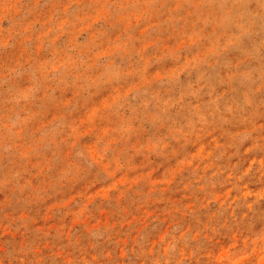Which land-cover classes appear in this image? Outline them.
<instances>
[{
	"label": "rangeland",
	"instance_id": "374dc122",
	"mask_svg": "<svg viewBox=\"0 0 264 264\" xmlns=\"http://www.w3.org/2000/svg\"><path fill=\"white\" fill-rule=\"evenodd\" d=\"M0 264H264V0H0Z\"/></svg>",
	"mask_w": 264,
	"mask_h": 264
}]
</instances>
